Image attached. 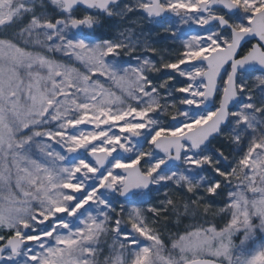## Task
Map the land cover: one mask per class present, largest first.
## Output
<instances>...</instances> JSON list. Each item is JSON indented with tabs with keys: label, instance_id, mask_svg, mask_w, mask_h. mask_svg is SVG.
Returning a JSON list of instances; mask_svg holds the SVG:
<instances>
[{
	"label": "snow or ice",
	"instance_id": "6c2138e0",
	"mask_svg": "<svg viewBox=\"0 0 264 264\" xmlns=\"http://www.w3.org/2000/svg\"><path fill=\"white\" fill-rule=\"evenodd\" d=\"M0 264H264V0H0Z\"/></svg>",
	"mask_w": 264,
	"mask_h": 264
},
{
	"label": "rangeland",
	"instance_id": "374dc122",
	"mask_svg": "<svg viewBox=\"0 0 264 264\" xmlns=\"http://www.w3.org/2000/svg\"><path fill=\"white\" fill-rule=\"evenodd\" d=\"M132 27L135 28L136 32H143L147 38L151 41L154 42L153 46L157 47L164 56L169 57L171 59H175L176 55H177V50L181 47V42L179 40L173 42L170 39H166L164 37V34L161 35H157V29L152 25L149 24L147 22L142 21L139 25H132ZM100 34H108L111 35V33H107L105 31H101ZM155 62L159 63L160 61V55H155L151 57ZM149 75H151L154 79L160 77L163 75V73H150ZM178 107H183V106H179ZM172 111H175V109H172ZM225 140L226 138L224 137H218L213 144L215 146H220V147H224L225 146ZM54 147L59 150L58 146L54 145ZM227 147H225V151L227 152ZM164 191H166L165 189H161V197L163 196ZM170 192V194L178 201L180 202V197L174 193L171 192L170 190H167ZM251 195V194H248ZM223 200L224 197H218L216 198L215 201V205L216 207H222L223 206ZM165 223H167V227H165ZM193 223H198V224H203L205 227L208 226L209 224L211 225H215L217 228H222L225 224V221L222 220L218 215H209L207 217V220L205 221L204 219H200L198 221H192V220H185L183 221V223L180 224L179 227L176 226L175 223V217H172L169 221L165 222V221H161L160 225H158V227L160 228L162 234H163V238L165 239L166 242H169V237L171 234L175 233V232H183V230L188 227L190 224ZM239 242V237L237 240V243ZM105 247V252L103 255L107 254V247L106 245ZM103 255L101 256V259L103 258Z\"/></svg>",
	"mask_w": 264,
	"mask_h": 264
},
{
	"label": "trees",
	"instance_id": "16d2710c",
	"mask_svg": "<svg viewBox=\"0 0 264 264\" xmlns=\"http://www.w3.org/2000/svg\"><path fill=\"white\" fill-rule=\"evenodd\" d=\"M237 240H238V237H237Z\"/></svg>",
	"mask_w": 264,
	"mask_h": 264
}]
</instances>
